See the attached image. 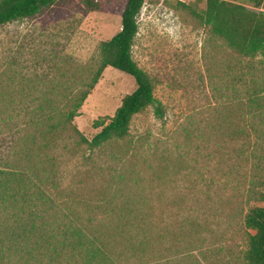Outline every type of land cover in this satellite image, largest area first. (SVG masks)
<instances>
[{
  "label": "rangeland",
  "instance_id": "374dc122",
  "mask_svg": "<svg viewBox=\"0 0 264 264\" xmlns=\"http://www.w3.org/2000/svg\"><path fill=\"white\" fill-rule=\"evenodd\" d=\"M99 1L94 11L82 0H57L0 26V169L18 164L20 147L43 140L40 157L57 171L56 186L46 189L55 210L31 220L0 209V264H50L52 226L44 224L85 204L122 201L140 208L150 242L176 252L177 262L189 255L201 264H246L247 190L263 176L264 57L245 56L214 33L199 16L206 0H144L132 55L163 115L148 106L126 137L91 147L82 135L91 140L96 122H108L136 88L133 76L108 66L72 123L60 115L68 97L87 88L99 43L120 31L128 0ZM226 1L264 11V0ZM53 122L58 133L40 136Z\"/></svg>",
  "mask_w": 264,
  "mask_h": 264
},
{
  "label": "trees",
  "instance_id": "16d2710c",
  "mask_svg": "<svg viewBox=\"0 0 264 264\" xmlns=\"http://www.w3.org/2000/svg\"><path fill=\"white\" fill-rule=\"evenodd\" d=\"M55 1L0 0V26L35 16ZM250 1L254 2L255 7L263 2ZM82 3L89 10L101 8L99 0H82ZM143 3L144 0L127 1L120 31L99 43L97 68L87 88L77 95L69 96L67 108L60 113L67 123H72L106 67L112 66L133 76L136 88L123 97L109 121L102 119L96 122V126H101V129L91 140L82 135L91 147L126 137L130 133L132 117L148 106L154 108L156 115H163L162 102L155 96L151 77L132 55L139 29L137 16ZM199 16L211 25L214 33L224 37L239 53L245 56L259 53L264 57L263 10L226 0H206V7ZM75 129L80 133L77 127ZM58 130L59 123L53 122L40 136L47 133L51 137ZM42 143L43 140L36 145L20 147L18 154L21 158L14 161L18 164L0 169V209L8 210L14 218L24 213L35 220L42 217L43 212L50 213L57 206L56 199L46 192L48 186L55 185L56 165L52 158L40 157L45 146ZM261 168L263 176L252 181L247 190L248 208L244 223L249 238L243 256L246 264H264V156ZM83 210L82 213L73 210L64 213L61 223L43 225L52 226L47 238L50 264H201L198 260L193 261L189 255L183 256L188 262H177V256L174 255L176 252L160 249L159 246L156 248L150 242L149 229L141 217L140 208L126 201L115 206L85 204ZM99 216L101 219H98ZM82 218L84 220L80 221Z\"/></svg>",
  "mask_w": 264,
  "mask_h": 264
}]
</instances>
